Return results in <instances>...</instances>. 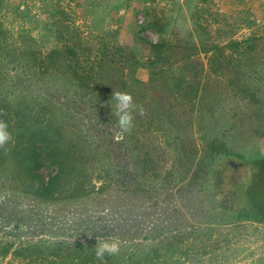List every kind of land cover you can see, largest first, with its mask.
<instances>
[{"label":"trees","instance_id":"obj_1","mask_svg":"<svg viewBox=\"0 0 264 264\" xmlns=\"http://www.w3.org/2000/svg\"><path fill=\"white\" fill-rule=\"evenodd\" d=\"M85 1L91 3L78 0L82 16ZM70 15L60 8L53 11L57 45L47 52L30 41H10L0 25V112L6 113L3 118L13 135L7 150L0 149V195L18 194L30 204L59 207L83 204L113 189L159 197L187 182L206 191L215 202L214 212L219 208L240 221L264 223L259 187H247L242 202L236 186L232 199L240 209L223 208L230 195L223 193L221 166L233 152L216 136L225 134L221 104L228 92L234 99L248 95L256 100L258 88L252 87L251 77L255 69L247 76L231 72L237 57H255L256 48L249 45L239 56L226 54V46L213 40L208 19L201 21L197 12L192 15L197 40L190 32L168 37L164 17L147 12L151 18L136 30V42L149 47L143 58L119 40V30L85 34ZM144 29L156 32L159 40L147 41L141 36ZM7 65L28 77L23 85L18 82L20 89L3 85ZM32 76L38 81L32 82ZM114 90L131 93L143 108L130 133L116 126ZM219 110L221 130L214 132ZM196 121L202 124L201 136L194 129ZM197 138L209 139L201 151ZM12 231L20 229L13 225ZM212 235V230L200 234L202 254L219 246ZM183 242L171 234L131 247L121 244L120 254L108 258V264H182L175 257L187 255ZM16 243L0 237V264H97L96 237H39Z\"/></svg>","mask_w":264,"mask_h":264},{"label":"rangeland","instance_id":"obj_2","mask_svg":"<svg viewBox=\"0 0 264 264\" xmlns=\"http://www.w3.org/2000/svg\"><path fill=\"white\" fill-rule=\"evenodd\" d=\"M56 8L72 14L85 34L119 30V40L143 58L148 57L149 47L136 42V30L151 18L147 12L164 17L168 37H181L190 32L197 40L192 16L197 12L201 21L208 19L213 40L226 46V54L239 56L244 49L249 50V45L256 48L255 57L239 56L231 68L234 75L241 71L246 76L249 69H255L251 77L252 87L258 88L256 100L249 99L248 95H244L243 100L234 99L228 92L229 95L223 97L226 103L221 104L225 134L216 136L233 152V158H227L221 166L223 193L230 195L228 201L223 202V208L240 209L236 198L232 199L236 186L240 191L236 197L242 202L247 187H259L264 204V0H91V3L86 2L87 11L83 16L78 0H0V25L10 41L17 45L30 41L47 52L57 45L51 18ZM141 36L147 41L159 40V35L151 29H144ZM201 56L208 67L207 56ZM142 77L145 78L146 73ZM24 79L28 77L22 69L14 65L5 67L4 86L20 89L18 82L23 85ZM31 81L38 80L32 76ZM214 116L220 118L221 111ZM219 124L218 119L212 129L214 132L221 130ZM201 127L196 121L194 129L198 136L204 133ZM115 134L113 131L111 137ZM119 139L117 134L116 140ZM206 141L197 138L200 151ZM228 160H243L244 165L235 169L229 166ZM47 173L44 170V174ZM206 194V191L200 192L198 184L188 186L184 182L177 184L169 195L151 197L113 189L83 204L59 207L30 204L18 194L0 195V237L19 244L39 237L73 240L80 236H116L121 244L131 247L137 242H152L175 234L178 239H184L182 252L188 249L187 255L179 253L175 257L179 263L264 264V223L240 221L235 213L223 211L222 214L219 208L214 212L215 202ZM13 225L20 231H12ZM209 230L213 232L212 241L217 240L219 246L214 252L207 248L202 254L200 234Z\"/></svg>","mask_w":264,"mask_h":264},{"label":"clouds","instance_id":"obj_3","mask_svg":"<svg viewBox=\"0 0 264 264\" xmlns=\"http://www.w3.org/2000/svg\"><path fill=\"white\" fill-rule=\"evenodd\" d=\"M114 102V103H113ZM112 114L116 119V126L121 133H130L134 127L136 115H143V108L134 102L131 93L114 90L112 93ZM0 112V149L7 150V145L13 142L12 132L8 122ZM94 259L97 264H108V258L118 256L121 252V241L116 236L97 237L93 248Z\"/></svg>","mask_w":264,"mask_h":264},{"label":"flooded vegetation","instance_id":"obj_4","mask_svg":"<svg viewBox=\"0 0 264 264\" xmlns=\"http://www.w3.org/2000/svg\"><path fill=\"white\" fill-rule=\"evenodd\" d=\"M228 164L229 166H232L235 169H238L239 167H242L244 165L243 162H235L232 160H228Z\"/></svg>","mask_w":264,"mask_h":264}]
</instances>
